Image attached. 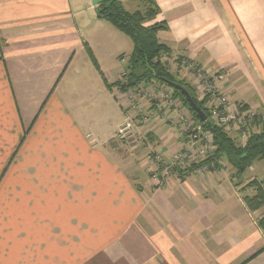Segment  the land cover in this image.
Returning <instances> with one entry per match:
<instances>
[{
  "label": "crops",
  "instance_id": "crops-1",
  "mask_svg": "<svg viewBox=\"0 0 264 264\" xmlns=\"http://www.w3.org/2000/svg\"><path fill=\"white\" fill-rule=\"evenodd\" d=\"M153 1L171 56L221 71L231 109L264 113V0ZM97 15L91 0H0V264H264V207L242 201L263 162L158 185L113 144L129 41ZM175 119L149 129L165 159Z\"/></svg>",
  "mask_w": 264,
  "mask_h": 264
},
{
  "label": "trees",
  "instance_id": "trees-1",
  "mask_svg": "<svg viewBox=\"0 0 264 264\" xmlns=\"http://www.w3.org/2000/svg\"><path fill=\"white\" fill-rule=\"evenodd\" d=\"M123 1L124 0H110L98 6L97 16L109 22L119 32L129 37L132 42L133 49L127 67L128 86L133 87L141 82L148 83L153 81L164 84L163 80H167L187 90L195 104L207 115V122L201 123L199 121L197 115L189 108L186 99L179 91L173 89V95L181 100L192 118L202 126L203 131L210 135L213 152L212 155L207 157L204 163L214 167L210 168V166H208L209 168L206 170L215 169L218 160L224 159L234 171V175L240 177L254 162L261 161L264 163V121L255 120L251 124L256 126L259 131L255 133L249 132V136L244 143L243 141L237 143L235 138L228 135L222 128L213 125L209 120V115L205 106L207 102L206 97L201 99V101H197L190 87L182 82L176 81L175 78L169 74L170 72L168 69L162 64L163 62L161 63L160 61L164 55L167 56V54H169L168 49L157 40V32L165 27L162 24L146 25L147 22H152L158 14V9L154 1L125 0L138 4V9L133 12H129L124 8ZM87 51L90 55L88 49ZM177 61L178 59L175 62ZM241 109L247 108L241 107ZM176 171L179 172V174L184 172L183 170ZM246 188H251L253 194L251 196L245 195L242 198L243 204L250 213L258 212L264 207V184L258 180H253L245 185L244 189ZM256 223L264 234V214L257 218Z\"/></svg>",
  "mask_w": 264,
  "mask_h": 264
},
{
  "label": "rangeland",
  "instance_id": "rangeland-1",
  "mask_svg": "<svg viewBox=\"0 0 264 264\" xmlns=\"http://www.w3.org/2000/svg\"><path fill=\"white\" fill-rule=\"evenodd\" d=\"M123 4H124V8L126 10H128L129 12H133V11L138 9V4L136 2L134 3V2H129V1L124 0ZM146 25H150V23L147 22ZM128 41L129 42H128L127 49L124 50L123 53H121L122 54L121 57L124 61L122 60L123 62H121V57H119L120 58L119 61L121 63H124V66H125L124 71L122 72L120 79L114 84V87H116V93L118 94V96L122 97V99H125V103L127 105L126 111L131 116V118L133 119L134 132L128 140L121 141V142L120 141H114L113 144H116L115 146L119 147L121 149H126L127 155L128 156L132 155V158L130 157V159H135V162L138 165H139V163H144V165L146 164V166L148 168V176L150 177L151 180H153L151 175H150V172L152 173V171H151L152 169L155 171L157 169V167L151 162L153 160V156L150 154V153H152V152H150V150H152L154 153L160 154L161 156H163V155L160 153V150L156 146L152 147V145H151L152 142L150 140V135H149V129H150V126L152 125V123L155 121V119H157V117L160 119L166 118V116L170 113V110L167 107L165 108L164 104L162 103L164 101L159 100L158 96L160 94H166V95H170L175 100L177 99L178 100L177 104H176L177 108L179 107L180 111H185V112L187 111L188 112V115L191 117L192 125L193 124L198 125V122H196L192 118L188 109H186V107L182 104L181 100H179L177 97H175L173 95V89L172 88L165 86L164 84H161L160 82H157V81L148 82V83L147 82H141L137 86H133V87L128 86V81H127L128 70H127V67L129 65L128 64L129 58L131 56L132 49H133L132 42L129 39V37H128ZM168 56H170L171 59H169ZM177 59H178V61L175 62ZM180 60L188 61V59H185V58L173 57V56H171L170 53L167 54V56L164 55L160 59L161 63L163 62L162 64L170 72L169 74L172 77H174L176 81L182 82V83L186 84L188 87H190V90H191L192 94L195 96V99H197V101H201L203 93H202V89H200V88L198 89V86H197V84L199 82V80L197 78V74L196 75L193 73L187 74V72L184 71V68H182L179 65ZM193 65L198 66L195 62H193ZM198 68H200V66H198ZM216 72L221 74L224 77V79H223V81H224L225 80L224 74L221 71H216ZM196 82H197V84H196ZM198 85L201 86L200 82ZM218 90H219V86H218ZM225 97L228 99L227 96H225ZM143 101H145L144 106H143ZM228 101H229V99H228ZM156 104H160V110L157 113L155 111H152L153 107ZM230 106H231V103H230ZM110 117L111 116H106V115L103 116L102 115L103 120L106 122H108L110 120ZM171 123L176 126L178 121H173ZM178 125H180V124H178ZM180 126H181V131H178V133L180 134V137H181L180 138L181 143H180V146L178 148L179 151H176V153H181L184 150L185 145L187 143L186 133L188 132V128H186V126L182 127V124ZM251 126L252 127L249 128V131L247 132L248 135L246 134L245 139L242 137H238L237 135H231V137L235 138V141L237 143L241 142L242 139H244V141H245L249 136V132L255 133V132L259 131V129L256 126H253V125H251ZM116 131H117V128H116ZM209 143H211V139L209 140ZM212 152H213V148L210 146L209 152L207 151V153H206L207 157L212 155ZM207 157L204 159H200L197 156L196 157H190L186 161V164H185L186 167L185 168H187L188 170H192L193 168L199 166L197 169L194 170V172H197V171H199L200 168L204 167L205 165L207 166V168H209L208 166H210V168L214 167V166H211V165L204 163L205 160L207 159ZM137 158H138V160H137ZM144 169H145V167H144ZM199 172H201V171H199ZM160 177H161V179H160ZM157 178H158V180H154V181H156L158 185H160L162 182L166 181V180L164 181L163 175H159ZM242 188L244 189L245 185ZM247 189H251V188H247ZM245 195L251 196L252 193H251V191H249V192L245 191L242 198Z\"/></svg>",
  "mask_w": 264,
  "mask_h": 264
},
{
  "label": "built area",
  "instance_id": "built-area-1",
  "mask_svg": "<svg viewBox=\"0 0 264 264\" xmlns=\"http://www.w3.org/2000/svg\"><path fill=\"white\" fill-rule=\"evenodd\" d=\"M168 57L171 59L170 56ZM179 65L184 68V71H186L187 74H197V78L201 86L198 85L199 82L198 84L196 82V84L198 89H202L203 96L201 99L205 97L207 99L206 109L210 122L213 125L222 128L228 135H237L238 137L245 139L251 124L255 120L264 121V113L257 114L249 109L241 108L231 109L228 99L218 90L219 84L224 79L221 74L217 72H208L202 68H198V66L193 65V62L190 60H180ZM158 99L164 101L162 103L165 108L167 107L170 110V113H174L176 115V119L178 121L177 124H182V127L186 126V128H188V132L186 133L187 143L181 153H175L169 159H165L160 154L154 153L150 150V152H152L150 154L153 156V160L151 162L157 167L155 171L153 169L151 170L152 173L150 172V175L153 180H158L157 177L159 175H163L165 181L168 178V175L176 170L188 172V169L185 168L188 158L196 156L200 159L206 158V153L207 151L209 152L211 146V143H209L211 138L209 133L203 131L200 124L192 125L191 117L188 115L187 111H180L179 107L177 108V99L175 100L170 95L166 94H160ZM144 105L145 101H143V106ZM159 110L160 104H156L153 107V111L157 113ZM133 132V119L125 110L124 118L117 126L115 140L120 142L126 141L132 136ZM244 139L241 141H244ZM206 169L207 166H204L200 168L199 171H205Z\"/></svg>",
  "mask_w": 264,
  "mask_h": 264
},
{
  "label": "water",
  "instance_id": "water-1",
  "mask_svg": "<svg viewBox=\"0 0 264 264\" xmlns=\"http://www.w3.org/2000/svg\"><path fill=\"white\" fill-rule=\"evenodd\" d=\"M108 1H110V0H91V4L95 7L96 12H97L98 6H100L104 3H107ZM163 83L165 85H167L168 87L179 91L184 96V98L186 99V101L188 103L189 108L197 115V117L201 123L207 122V120H208L207 115L201 110V108H199L195 104V102L193 101L192 97L187 92V90H185L183 87L179 86L178 84H176L174 82L163 80Z\"/></svg>",
  "mask_w": 264,
  "mask_h": 264
}]
</instances>
